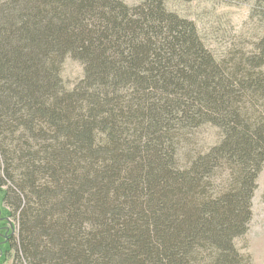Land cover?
<instances>
[{
	"label": "trees",
	"instance_id": "obj_1",
	"mask_svg": "<svg viewBox=\"0 0 264 264\" xmlns=\"http://www.w3.org/2000/svg\"><path fill=\"white\" fill-rule=\"evenodd\" d=\"M204 126L220 140L182 162ZM1 163L20 223L1 264H250L235 240L264 169V37L222 63L164 0H0Z\"/></svg>",
	"mask_w": 264,
	"mask_h": 264
},
{
	"label": "rangeland",
	"instance_id": "obj_2",
	"mask_svg": "<svg viewBox=\"0 0 264 264\" xmlns=\"http://www.w3.org/2000/svg\"><path fill=\"white\" fill-rule=\"evenodd\" d=\"M130 7L140 5L144 0H121ZM169 13L193 22L207 49L219 62H231L243 54H252L264 37V3L261 0H164ZM61 79L65 90L72 91L84 79V66L67 57L61 67ZM10 158L15 159L12 167L18 165V155L11 144L12 136L5 135ZM220 140V133L212 126H204L187 132L180 143L179 158L182 162L191 159L196 153L206 152ZM18 168V167H16ZM15 169V168H14ZM0 175L3 177V163ZM8 186L5 187L7 189ZM14 200L8 197L0 205L1 210L12 214L7 221L1 222L0 233L4 227L13 234V244L19 242V213L15 212ZM252 220L248 233L235 240L238 251L249 258L250 264H264V169L257 180V189L252 201ZM0 210V215H1ZM8 238V237H7ZM3 242V241H1ZM0 242V244H1ZM12 251L4 264H18ZM2 257H0V264Z\"/></svg>",
	"mask_w": 264,
	"mask_h": 264
},
{
	"label": "water",
	"instance_id": "obj_3",
	"mask_svg": "<svg viewBox=\"0 0 264 264\" xmlns=\"http://www.w3.org/2000/svg\"><path fill=\"white\" fill-rule=\"evenodd\" d=\"M1 257V256H0Z\"/></svg>",
	"mask_w": 264,
	"mask_h": 264
}]
</instances>
